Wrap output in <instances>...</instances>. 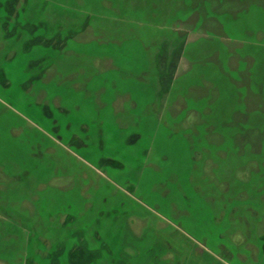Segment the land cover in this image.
Returning <instances> with one entry per match:
<instances>
[{"label":"rangeland","instance_id":"1","mask_svg":"<svg viewBox=\"0 0 264 264\" xmlns=\"http://www.w3.org/2000/svg\"><path fill=\"white\" fill-rule=\"evenodd\" d=\"M0 264H264V0H0Z\"/></svg>","mask_w":264,"mask_h":264}]
</instances>
